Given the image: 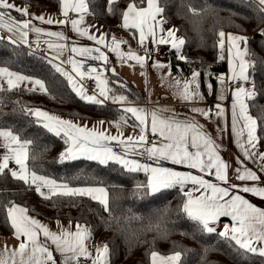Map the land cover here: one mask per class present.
Returning <instances> with one entry per match:
<instances>
[{"label":"snow or ice","instance_id":"6c2138e0","mask_svg":"<svg viewBox=\"0 0 264 264\" xmlns=\"http://www.w3.org/2000/svg\"><path fill=\"white\" fill-rule=\"evenodd\" d=\"M59 2L61 14L66 19L55 21L56 23H70L72 30L78 35H86L89 40H94L98 45L105 43L104 34L97 38L95 35L89 34L86 28L80 27L84 20L83 15H79V19H73L69 15L70 12L87 13L89 6L86 0H59ZM115 2L116 0H106L105 10L112 12L111 6ZM258 4L261 7L257 11L264 12V0H258ZM181 7L186 8L193 16L219 11L207 4L197 7L192 3V0H187V2L182 0ZM12 11L29 18L18 19L11 14ZM164 13L165 9L160 0H140L139 4L137 0H130L126 10L122 13V27L135 29L139 33L138 43L142 48L146 47L145 41L150 38L153 44L170 45L172 49L176 50L178 58L186 60L187 57L182 53L185 39L177 35L178 29L164 27L167 23ZM33 19L47 24L54 22L53 18L45 19L44 16H32L27 6L20 7L11 0H0V30L11 34L9 39L13 44L19 42L31 47L28 40L29 33L34 32L39 36L43 32V29L32 24ZM46 35L55 37V40H48L45 43L48 44L49 49H56L53 60L60 59L67 45L59 43V41L65 40L66 37L59 32H48ZM261 35L264 36V31L261 32ZM121 43L126 42H117L113 37L111 45L105 44L109 51L117 54L121 62L135 61L143 67L146 61L151 59V50H147L145 55H139L129 48L125 53L120 50ZM226 43L231 72L230 81L232 83L241 82L233 90L232 99V132L237 138V144L241 148L243 156V159L238 158L236 179L252 181L254 182L252 186L228 184L227 187H223L205 179V175L214 176L217 181L227 184L229 164L218 154L219 146L207 133L203 132L201 125L195 120L178 119L174 115L165 116L163 113L167 110L164 109L149 112L143 108L127 106L131 102L123 94L112 92L108 87L107 78L100 74V69L92 67L84 71L83 62L74 60L72 56H69L67 60L60 59V64L54 66L57 72L68 79L76 95L81 100L96 105H101L109 99L113 103L125 105L122 107V112L130 113L135 118L138 124H133V127H140L141 134L138 137H123V134L119 132L117 135H112L102 128L105 121L98 122L101 125L100 128L93 126L89 129L86 125L81 126L73 121L64 120L39 108L21 105L19 110L37 126L64 139L68 147L59 154L57 159L60 163L85 159L96 161L105 166L111 162L120 165L127 173L143 172L147 177L146 182H137L132 192V196L139 199L179 185L186 199L182 201L178 212L193 221L201 234L216 233L226 240L232 251L236 253L235 258L240 262H246L250 257L264 259V210L237 194L238 192L251 193L253 196L264 199V186H260L264 180L257 171H253L245 165L246 160L258 162V171L264 173V153L254 151L258 143L257 121L249 114L247 103L248 100L256 96L254 80L256 61L251 59L255 53L250 51L249 40L246 36L232 33L226 36L223 31L218 33L217 40L221 50L220 59H224L222 53ZM70 51L82 57L108 63L107 55L100 48L73 46ZM63 64H70L72 72L81 79L86 75L93 78L91 73H97L94 77L97 82V91L92 95H87L82 86H77L73 77L61 67ZM154 66L163 67L164 65L156 62ZM113 74H115L114 70ZM199 75V72L194 71L192 79L184 82L181 92L184 100L200 96L197 79ZM217 79L223 87L225 77L220 76ZM246 83H251L252 88L246 89L243 86ZM21 85H31L27 88L28 91L38 90L45 94L50 93V89L44 81L12 72L7 67L0 66V91H12ZM121 87H123L122 84ZM208 87L211 90L210 84ZM220 99H223V96ZM191 110L206 118L212 115L210 109L193 108ZM215 115L218 117L224 115V109L219 104L216 105ZM120 121H125L123 115L115 124L117 128H119ZM109 124L112 126L111 122ZM148 131L153 137L151 140L148 139ZM113 141L117 142V146L120 148L119 152L113 150ZM0 142L5 150L0 155V175L7 172L13 179L22 181L29 188L35 186V191L46 200L53 196H87L97 201L104 211H109L108 192L105 187H69L67 183H57L56 180L39 175L35 169L30 168V152L32 153L31 159H36V153L33 150L36 142L33 139L22 136L19 131H14L10 127H0ZM137 156L155 162V166L150 163H142L134 158ZM161 161H169L174 165L195 169L201 175L163 167L160 165ZM10 164H14L16 167H11ZM189 184L191 188L185 190V186ZM233 189L236 191H232ZM6 213L18 246L11 250L7 248L0 250V264H57L53 250H50L47 241H50L55 246L54 251L63 257L62 264H80L82 257L85 260H90L91 264H110V249L107 243L97 246L94 253L89 251L87 241L90 239L91 233L85 226L77 224L74 232L61 230L59 233H54L37 219L31 217L27 208L10 203L6 206ZM109 214L111 215V213ZM221 217H230L231 224H225L223 230L217 232L216 225ZM41 233L45 238L44 241L40 240ZM167 234V230H165L163 235ZM182 234L188 235L186 232ZM192 238L195 239V236ZM202 248V261L209 252L221 251L211 245H202ZM182 255L181 251H174L165 256L153 250L150 253V260L151 264H183Z\"/></svg>","mask_w":264,"mask_h":264},{"label":"trees","instance_id":"16d2710c","mask_svg":"<svg viewBox=\"0 0 264 264\" xmlns=\"http://www.w3.org/2000/svg\"><path fill=\"white\" fill-rule=\"evenodd\" d=\"M12 1L55 13L61 8L59 0ZM87 2L89 12L104 27L109 43L113 37L115 40L123 39L127 33L133 36L119 26L130 0H117L111 6L112 12L105 10L106 0ZM160 3L165 9L166 21L178 29V35L185 39L182 53L187 59L178 58L177 52L172 50V73L185 77L193 75L194 71L199 72V92L207 101H218L224 90L217 77L226 73L227 62L224 51V59H220L218 33L236 32L248 38L249 49L255 53L251 59L256 61V96L248 100V105L257 121L258 138L264 149V36L261 35L264 31V12L257 11L260 6L253 0H192L197 7L207 4L219 9L212 14L193 16L181 7L182 0H160ZM54 65L42 54L13 44L8 38H0V66L40 79L50 89L49 94L38 90L28 91L22 86L12 91H0V127H10L36 142L33 146L36 159H31L30 152L29 167L39 175L52 178L57 183H67L73 188L105 187L109 211H104L97 201L87 196H53L46 200L35 191V186L29 188L6 172L0 175V237L14 234L6 213V206L12 203L27 208L29 215L52 226L64 223L71 228H76L77 224L87 227L94 243L108 244L110 264H151L150 253L153 250L161 255L181 251L183 264H264V259L258 257L240 262L226 240L216 233L201 234L193 221L178 212L186 199L180 189H163L139 199L133 197L132 192L137 182H146L147 177L142 172L127 173L120 165L111 162L107 166L85 159L58 162L59 154L68 145L61 137L26 118L19 110L21 105L68 119L106 121L112 125L119 121L121 115L125 121L119 124L131 125L132 117L129 113H123L112 101L96 105L81 100L70 87L68 79L57 72ZM108 82L112 92L123 94L129 102H145V95L118 75L108 73ZM165 230L168 233L166 236L163 235ZM185 232L188 235L182 234ZM202 245H211L221 251L209 252L202 261Z\"/></svg>","mask_w":264,"mask_h":264},{"label":"crops","instance_id":"0c3cea01","mask_svg":"<svg viewBox=\"0 0 264 264\" xmlns=\"http://www.w3.org/2000/svg\"><path fill=\"white\" fill-rule=\"evenodd\" d=\"M253 1L258 4V0H253ZM11 2L16 4L17 6L24 7V5H20L12 0ZM86 3H88L87 0H86ZM27 7H28L29 12L32 14V16H35V17L44 16L45 19L53 18L54 22L52 24H47V23H42L39 20L33 19L32 24L35 25L36 27L43 29V32L39 36L34 32L29 33L28 40H29V44L31 45V47H29L28 44H22L19 42H17V44L25 48H28V49H32L36 45L41 44L43 47L42 55L46 57L48 60H50L52 63H54L55 65L60 64V59L67 60L69 56H72L74 60L83 62L84 71H87L88 69L92 67H96L97 69L101 70L100 74L103 77H106L107 80H108V73L113 74V70H114L115 75H118L119 77L124 79V81L132 84L138 91H140V93L142 92L145 95V98H146L145 102L130 103L127 106L143 108V109L148 110L149 112L152 110L164 109V110H167L163 113L165 116L174 115L178 119L187 118L189 120H195L199 125L202 126L203 132L207 133L208 136H210L211 139L215 142V144L219 146L218 154L221 156L223 160H225L229 164L228 173H227L228 182L227 184H224L221 181H217L214 176H208V175H205V179H208L210 182L219 184L223 187H227L228 184H234V185L247 184L248 186H252V184L254 183L252 181H240L236 179V167L238 164V158L243 159V156H242L241 148L237 144V138L232 132V99H233V90L241 82L232 83L230 81L231 72H230V66H229V53L227 51V43L225 44V49H224L225 58L227 62V70L225 74L220 75V76L225 77L223 94L219 96L218 101H207L201 93H200V96L194 97L186 101L182 98L181 92L183 89L184 82L190 81L192 79V75L185 76V77L184 76H179V77L174 76L171 70V66H170L171 56L159 58L156 55L158 45L153 44L150 38L145 41V45L147 46L148 50L152 51V56H151V59H148L146 61L143 67L137 64L135 61L125 60L124 62H121L117 54L109 51L108 47L105 46V44L111 45V43H109V41L107 40L106 31L103 26H101L98 22H96V20L94 19V17L89 11L87 13H82V14L70 12L69 15L73 19H79V15H83L84 20H83V23L80 25V27L86 28L89 34L95 35L97 38H99L101 34H104L105 36L104 44L98 45L96 44L94 40H89L86 35L85 36L78 35L76 32L72 30V26L70 23H56L55 21H64L66 19L61 14V8L58 13H55L52 11L40 9V8L33 7V6H27ZM11 14L17 17L18 19H28L29 18V17H23L21 16L20 13H16L14 11H12ZM119 26L124 32L127 33L128 31H130L133 34L132 36L127 33L126 35H124L123 39L119 38L116 40L117 42H126V43H121L120 50L127 53L129 48H131V50L136 52L137 54L145 55V53L141 50L140 44L138 43L139 33L135 29H124L122 27V24H120ZM164 27L174 28L168 22L165 23ZM48 32L63 33V35L66 37L65 40L59 41V43H64L67 45V47L64 49L63 56L60 59L53 60V57L56 55V49H49L48 44L45 43V41H48V40H55V37H49L46 35V33ZM224 33L226 34V36L229 33H232L234 35H242L236 32H224ZM2 35H4L5 38H8V39L11 36L10 33L0 30V36ZM73 46L80 47V48H90V49L100 48V50L103 51L105 55H107L108 63L105 64L102 60H93L90 58L82 57L78 54H73L70 51L71 47ZM172 50H175V49L171 48V52ZM156 62L164 66L156 67L154 66V63ZM61 67L73 77L77 86H82L79 82L80 77L76 76V74L72 72L70 64H63L61 65ZM105 69H107V71H104ZM96 75L97 73H91V76L93 78ZM177 81H179V83H177ZM21 86L26 87V88L31 87V85H21ZM243 86L246 89H251V83H246ZM70 87L72 88L71 84H70ZM82 88L86 91V89L83 86ZM86 94L92 95V94L87 93V91H86ZM221 96H223V99H220ZM109 101H111V99L105 101L104 103H107ZM114 104L118 105L120 109H122V107L125 106L119 103H114ZM217 104L221 105V107L224 109L223 117H218L217 115H215ZM193 108L203 109V110L210 109L212 112V115L206 118L205 116L200 115L198 112H193L191 110ZM248 111H249V114L253 117V119H255V117L250 112L249 105H248ZM49 113L59 116L51 112ZM59 117L64 120L73 121L74 123H77L81 126L86 125L89 129H91L93 126H96L97 128L101 127V125H99L98 123L99 121L68 119V118H64L61 116ZM149 122H150V117H149ZM133 124H138V122L135 121L134 117H132L131 125L119 124V128H117L115 125L110 126V124L105 121L102 128L107 130L112 135H117L119 132L123 134V137H128V136L138 137L141 134L140 127L138 126L133 127ZM237 126L239 127V125ZM149 135H151L150 131L147 132V136ZM256 136L258 137L257 128H256ZM112 147L114 151H117V152L120 151V148L117 146L116 141L112 142ZM4 151L5 150L3 148L2 142H0V155H2ZM254 151L264 153V149L260 145L259 138H258V143ZM134 158L137 160H140L142 163H150V164H153V166H155V162L153 161H148L145 158H142L139 156L134 157ZM160 165L163 167L172 168L179 172H191L194 175H201V173H199L195 169H189L183 165H174L169 161H161ZM245 165L251 168L253 171H257L258 175H260L262 180H264V173H261L258 171L259 170L258 162L254 163L252 160H246ZM10 166L16 167L14 164H10ZM260 186H264V183H262ZM173 188L180 189V186L177 185ZM188 188H191L190 184L185 186V190H187ZM232 191H236V189H233ZM237 194L242 195L245 199H247L254 206L264 210V199H261L258 196H253L251 193L238 192ZM31 217H34V216H31ZM34 218L37 219L41 224L45 225L51 232H54V233H59L61 230L72 231V232L76 230V228H71L70 225H66L64 223L59 224V225L56 224L52 226L44 220H41L37 217H34ZM225 224H231L230 217L220 218L218 224L216 225L217 232L222 231ZM44 239L45 238L43 237V234L41 233L40 240L44 241ZM47 243L50 247V250H53L54 259L57 260V264H62L63 257L61 256V254L54 251L55 246L52 245L50 241H47ZM17 246H18V241L16 240L14 234L11 236L0 237V250H3L5 248H7L8 250H11ZM87 246L89 248V251H92L94 253L95 248L97 246H101V244H95L90 237V239L87 241ZM5 255H7V253H5ZM83 264H91V261L85 260Z\"/></svg>","mask_w":264,"mask_h":264},{"label":"built area","instance_id":"2783aa9c","mask_svg":"<svg viewBox=\"0 0 264 264\" xmlns=\"http://www.w3.org/2000/svg\"><path fill=\"white\" fill-rule=\"evenodd\" d=\"M1 37L5 38L4 35H2ZM31 50L35 53L43 54V47L41 44L36 45ZM141 50L145 53L148 50V48H147V46L145 48L141 47ZM156 55L159 58L170 57L171 46L168 44L158 45ZM79 82L86 89L87 93L93 94L94 92L97 91V82L94 78H89L88 76H85L83 79L79 78ZM148 139L149 140L153 139L152 135H149ZM84 261H85V259L81 258L80 264H83Z\"/></svg>","mask_w":264,"mask_h":264},{"label":"rangeland","instance_id":"374dc122","mask_svg":"<svg viewBox=\"0 0 264 264\" xmlns=\"http://www.w3.org/2000/svg\"><path fill=\"white\" fill-rule=\"evenodd\" d=\"M176 51V50H175ZM37 79V78H36ZM96 244V243H95Z\"/></svg>","mask_w":264,"mask_h":264}]
</instances>
